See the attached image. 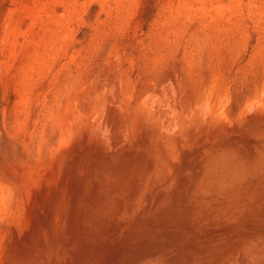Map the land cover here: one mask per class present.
Listing matches in <instances>:
<instances>
[{
  "label": "bare ground",
  "instance_id": "1",
  "mask_svg": "<svg viewBox=\"0 0 264 264\" xmlns=\"http://www.w3.org/2000/svg\"><path fill=\"white\" fill-rule=\"evenodd\" d=\"M49 1L3 17L0 264H264V0Z\"/></svg>",
  "mask_w": 264,
  "mask_h": 264
},
{
  "label": "rangeland",
  "instance_id": "2",
  "mask_svg": "<svg viewBox=\"0 0 264 264\" xmlns=\"http://www.w3.org/2000/svg\"><path fill=\"white\" fill-rule=\"evenodd\" d=\"M45 1L48 2V0H45ZM63 1H67V0H56V1L50 0L49 2L51 5H55V3L59 4L60 2H63ZM163 1L164 0H143V9H142L143 14L147 17L152 16L155 13L158 5L162 4ZM19 2L20 3H22V2L26 3L30 7L36 6V4H39L38 0H26V1H24V0H0V55H2V35H3L2 34V23H3V19H4L3 17H5L7 9L17 8L18 6H20ZM84 2H85V0H79L78 3H79V5H81ZM78 8H80V7H78ZM98 9H99V7L95 5L92 9V13H94ZM58 12L63 13V8L61 7L58 10ZM88 31H89V29L85 28L83 33H87Z\"/></svg>",
  "mask_w": 264,
  "mask_h": 264
}]
</instances>
